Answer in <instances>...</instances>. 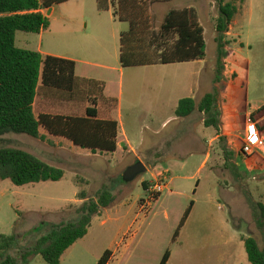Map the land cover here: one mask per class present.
Wrapping results in <instances>:
<instances>
[{"label":"rangeland","instance_id":"rangeland-1","mask_svg":"<svg viewBox=\"0 0 264 264\" xmlns=\"http://www.w3.org/2000/svg\"><path fill=\"white\" fill-rule=\"evenodd\" d=\"M216 2L208 0L210 5L202 24L205 33V60L195 68L197 71L200 68L197 79H201V90H205L206 94L214 88L221 90V108L217 107L220 114V109L224 113L223 88L234 79L236 73V86L242 88L238 97L245 101V105L254 115L264 107V0H243V4H239V15L227 27L228 32L223 33L221 44L216 41ZM78 3L79 0H72L65 6L69 14H72L73 7ZM96 10L97 7L92 13L85 10L83 16L68 24L54 23L42 37L38 34L16 32L15 46L27 51L41 49L55 54L71 55L75 43L72 34L76 30H84L86 25L89 32ZM117 27L122 32L128 30L126 24L119 23ZM156 32L135 38V46L145 53L141 56L145 60L155 59L151 48L154 47ZM219 45L223 47L222 58L218 57ZM118 48V42L114 41L112 44L111 41H100L93 50L85 51L84 56L74 57L91 64L89 67L82 66L84 69L114 67L119 58ZM230 71L235 73L230 74ZM216 72L219 74L216 75ZM165 75L162 69H123L122 124L136 153L145 151L152 141L146 130L160 125L157 117L152 121L134 120L143 101L139 98L142 92L137 83H150ZM216 77L219 83H214ZM145 93L149 100L153 98L151 90H146ZM39 96L40 94L33 109L36 116L41 111ZM167 124V129L161 133L159 131L155 140L160 143L165 134L174 130L182 137V143L174 150L171 148L172 155L168 161L160 163L156 170L141 162L147 170L128 183L122 180L123 173L134 161V155L128 152L78 157L70 148H64L61 153L56 152L48 147L50 144L45 145L44 140L16 134L0 136V147L23 150L64 173L58 182L22 187H16L8 180L0 182V234L18 236L10 254L16 257L33 246L46 232L45 229H36L40 224L60 223L75 218L76 210L83 203L80 193L91 199L105 187L113 195V202L107 209H141L139 221L142 224L135 241L125 248L122 244V222L116 226L112 223L102 226L99 219H96L89 226L87 234L63 253L60 264H97L106 251L114 254L108 264H159L160 255L166 250H170L172 254L168 264H249L241 237L253 238L259 248L264 249L263 229L258 225L249 206V202L264 206V171L248 173L250 171L239 162L236 170L241 178L234 177L229 165L225 163L219 141L211 148L206 143L189 145V136L184 129L186 123L170 121ZM140 129L144 131V147L138 150L135 141ZM211 132L212 129L207 134ZM235 145L239 150L238 139ZM207 151L210 158L199 169ZM237 153L239 154L238 151ZM255 165L253 164V168ZM163 169L170 172V190L163 192L149 206H145L143 201L147 197L142 184L148 187ZM191 202L193 206L189 218L179 230L177 242L172 244L173 234ZM100 211L104 212L102 209ZM29 264L46 263L40 256H35Z\"/></svg>","mask_w":264,"mask_h":264},{"label":"trees","instance_id":"trees-1","mask_svg":"<svg viewBox=\"0 0 264 264\" xmlns=\"http://www.w3.org/2000/svg\"><path fill=\"white\" fill-rule=\"evenodd\" d=\"M69 0H0V136L6 134L25 135L33 139L45 140L40 135L42 128L53 137H61L72 145L89 150L92 154H111L116 150L115 122L99 121L95 108L85 110V116L64 117L60 115L40 114L36 116L33 104L42 88L65 92L71 97L76 93L81 81L74 76V62L52 56H42L34 51L18 49L15 46L16 32L39 34L48 30L50 22L41 11L50 9ZM114 16L119 21L129 24V31L122 34L119 62L122 68L159 64H178L203 60L205 58V41L203 29L199 25L193 10L169 12L154 38L155 48L160 51L155 59L145 60L143 55H133L128 49V37L150 33L153 29L149 6L152 3L167 0H137L132 7L122 9L123 0ZM218 5L215 21L216 41L221 42L227 27L239 15V4L243 0H216ZM106 0H98V9H106ZM175 38V40H174ZM221 44V43H220ZM218 57H223L219 45ZM219 72H216L218 75ZM219 83L218 78L214 83ZM94 102L92 103V105ZM264 109V107L262 108ZM197 112L201 115L205 128L217 132L218 141L222 145L225 163L229 165L234 177H239L225 145V139L219 135V111L216 103V88L206 94L197 104L185 98L178 102L175 109L176 118L183 119ZM169 143L151 153L155 159L152 167L159 164L167 156ZM63 171L48 165L37 157L16 148L0 147V182L8 180L16 187L45 182H58L63 178ZM147 187V186H146ZM105 188V187H104ZM100 189L94 198L87 199L79 194L82 205L76 210L75 218L60 223H42L36 229H45L33 246L14 257L10 252L14 249L18 236L0 234V264H29L35 256H40L46 264H60L63 253L76 241L82 239L90 226L93 217L101 209L113 202V195L106 189ZM146 189V188H145ZM192 202L184 211L173 234L172 241L178 236L190 210ZM254 218L263 229L264 206L249 202ZM249 264H264V249H260L251 237H241ZM170 256L166 250L159 264H166ZM111 253L106 251L97 264H108Z\"/></svg>","mask_w":264,"mask_h":264},{"label":"crops","instance_id":"crops-1","mask_svg":"<svg viewBox=\"0 0 264 264\" xmlns=\"http://www.w3.org/2000/svg\"><path fill=\"white\" fill-rule=\"evenodd\" d=\"M71 1L72 0H69L66 3L59 4L61 6L53 5L50 9L41 11L50 22L48 30L53 27L54 23H71L75 20V18L83 16V12L85 10H88L90 13H92L94 12V8L97 7V10L95 12L96 16H94L93 18V23L90 31L87 32L86 25L84 30H76V32L72 34V38L75 43L73 46L74 52L71 53V55L55 54L48 51H42L41 49H36L35 52L39 53L43 57L52 56L74 62V76L82 83L81 86L78 87L76 93L74 92L71 97L65 92L42 88L39 93V100L41 101V111L38 115L50 114L60 115L64 117L81 118L85 116V110L87 108H95L97 119L99 121L115 122L117 125L116 150L111 154H114L118 151L121 153L128 152L130 154H133L134 161L132 165L137 162H142L143 164H147L148 166L152 167L151 164L155 162V159L151 156V153L158 151V148L164 147V145H166L167 143L171 144L169 152L160 163H166L168 161V159L172 155V153H170L171 148L172 150H174L177 145H180L182 143V137L177 135V132L175 133L173 130L165 134L164 137L160 139V143H158L159 141L157 139L155 140V138L159 136V131L161 133L167 129V127L169 126V124L167 123L170 121H180L182 123H186L184 129L186 130L187 136H189V140L187 141L189 145L206 143L207 147L211 148L212 145H214L218 141V135L214 129L204 127L200 114L194 112L192 115L183 119L176 118L175 116V109L180 100L189 98L192 99L195 104H197L206 95L205 90H201V79H197V76H199L200 74V68L198 69V71L197 69H195L196 66L204 63V58L203 60L187 63H154L132 68L137 69L138 71H142L145 69H162V71H164V73L166 74L165 77H159V79L154 80L150 83H137L138 85H140L139 90L142 92L139 98L143 101L138 107V111L136 114L137 116L134 117V120L152 121V119L157 117L158 120H160V125L156 128H150L149 130H146L148 132V138L152 141L150 145L146 147L145 151L141 150L144 147V131L140 129L138 136H136L135 144L137 146V149L141 150V153L134 152L131 147L130 137L128 136L122 124V74L124 68H122L119 62V58L114 67L98 66L97 70L84 69L82 66L89 67L91 66V64L79 58L85 55V51L89 49L93 50V48L96 47V45H98L100 41H111L112 44H114V41L118 42V55H120V49L122 48L120 39L122 38V34L128 33L129 24L127 22L119 21L118 18L114 16L115 11L119 8L118 0H106L107 5L106 9L104 10L98 9V0H84L83 2L79 0V3L77 4L78 6L76 5L75 7H73L74 13L72 12V14H69V10L65 6L69 5ZM134 1L137 0H123L122 9H127L128 6L132 7L134 5ZM209 5L210 4L208 3V0H167L163 2L152 3L149 6L151 24L153 25V29L150 33L157 31L156 33L158 34L160 26L169 12L193 10L197 16L199 25L203 29L204 37L205 33L202 24L206 19L207 9ZM119 23L126 24L128 30L126 32H122L121 29L117 27ZM43 34L44 32H41L38 35L39 37H42ZM227 34L229 35V33ZM136 37V35L128 37V49L133 55H144L145 53L143 51H139V49L135 46ZM153 46L154 47L151 48V51L153 52V54L158 56V54H160V51L155 48V44ZM99 69H102L103 71L101 72L99 71ZM161 73L162 72H157V74ZM233 73L235 72L230 71V74ZM236 78L237 76L235 73L234 79L227 82L226 86L223 88L222 106L224 111V118L222 119L224 126L222 127L223 131H221L219 135H222L224 137L225 145L232 154L230 156V162L237 169L239 162L244 165V159L237 153L238 150L236 149L235 145L237 143V138H239L243 134L245 121L248 116H251L256 120V122L258 123V129L264 138V109H261L254 115H252L251 111H249V108H247V106L245 105V101L243 102L239 99L240 97H238V95L242 92V88H238L236 86ZM203 87H205V83ZM146 90L152 91L153 98L151 100H149V98L147 97L145 93ZM36 98L34 100L33 109ZM93 102L94 104L92 105ZM211 129L212 132L210 134H207V131ZM39 133L40 135L45 137L43 143L47 146L50 144V146L48 147L54 149L56 152L61 153L64 148H70L73 152L76 153V155H78V157L80 155L88 156L89 154H92L89 150L81 149L72 145L71 142L64 138L48 135L42 128L39 129ZM229 144L232 146H229ZM84 157L86 158V156ZM209 158L210 153L209 151H207L199 169L204 167ZM249 162L254 165L255 163L257 164L252 169L246 168L248 171H250L246 172L252 173L251 171H264V149L262 153H255L250 158ZM159 164L154 166V170H156V167H158ZM158 174H164L167 178L170 179L171 184L172 178L170 177V172L168 169H163ZM142 187L145 190L146 184H142ZM107 208L102 209L104 212L99 211L98 215L92 218L90 225L96 219H99L100 225L102 226H105L109 223L115 224L116 226L122 222V244L125 248H127L135 241L137 234L141 229L140 226L142 224V221H139L141 209L135 211L131 208L128 209L125 207L116 210H109ZM189 215L186 221L188 220ZM176 238L174 241H172V244H175L177 242ZM113 256L114 254L112 253L110 259ZM160 256L162 257V255ZM171 256L172 254L170 253L169 259L166 264L169 263Z\"/></svg>","mask_w":264,"mask_h":264},{"label":"built area","instance_id":"built-area-1","mask_svg":"<svg viewBox=\"0 0 264 264\" xmlns=\"http://www.w3.org/2000/svg\"><path fill=\"white\" fill-rule=\"evenodd\" d=\"M240 146L239 154L244 159V166L247 169H252L253 164L249 162L250 158L255 153H262L264 149V138L258 129V123L251 116H248L245 121L243 134L237 138ZM170 179L164 174H159L158 178L150 183L145 189L146 200L143 201L145 206H149L150 203L157 199L163 192H169Z\"/></svg>","mask_w":264,"mask_h":264},{"label":"water","instance_id":"water-1","mask_svg":"<svg viewBox=\"0 0 264 264\" xmlns=\"http://www.w3.org/2000/svg\"><path fill=\"white\" fill-rule=\"evenodd\" d=\"M219 102H221V90L216 88V103H217V107L221 108V103ZM222 116H223V113L220 109V114H219V119H218V128L220 132L222 131ZM145 171H146V167L140 162H137L131 167L126 169V171L122 175V180L125 183L131 182L138 175L144 173Z\"/></svg>","mask_w":264,"mask_h":264}]
</instances>
